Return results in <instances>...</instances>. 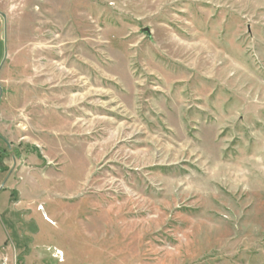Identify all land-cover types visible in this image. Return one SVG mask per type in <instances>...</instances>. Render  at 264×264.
<instances>
[{
  "label": "rangeland",
  "instance_id": "obj_1",
  "mask_svg": "<svg viewBox=\"0 0 264 264\" xmlns=\"http://www.w3.org/2000/svg\"><path fill=\"white\" fill-rule=\"evenodd\" d=\"M0 11V264H264V0Z\"/></svg>",
  "mask_w": 264,
  "mask_h": 264
},
{
  "label": "crops",
  "instance_id": "obj_2",
  "mask_svg": "<svg viewBox=\"0 0 264 264\" xmlns=\"http://www.w3.org/2000/svg\"><path fill=\"white\" fill-rule=\"evenodd\" d=\"M6 23L2 12L0 11V69L2 67L3 61L6 55ZM1 87H0V107H1ZM2 118V113L0 112V119ZM0 123V139L1 141L7 140L8 146L12 147L10 144L6 133ZM2 145L0 144V147ZM3 155V157H1ZM9 156L7 152H3L0 149V158H3L2 166H0V259L4 255H8L7 244L9 240L11 242H16L21 239L20 233L18 232V224H20L22 216L21 209L18 207L17 200L13 201L14 192H19V188L16 186V182L13 181V172L16 169H11L12 167L8 165ZM19 186V185H18ZM21 202V201H20ZM7 260V257L4 258Z\"/></svg>",
  "mask_w": 264,
  "mask_h": 264
},
{
  "label": "water",
  "instance_id": "obj_3",
  "mask_svg": "<svg viewBox=\"0 0 264 264\" xmlns=\"http://www.w3.org/2000/svg\"><path fill=\"white\" fill-rule=\"evenodd\" d=\"M144 31H145V32H148L149 30L146 28V29H144Z\"/></svg>",
  "mask_w": 264,
  "mask_h": 264
}]
</instances>
